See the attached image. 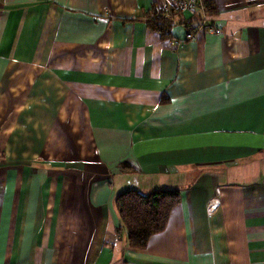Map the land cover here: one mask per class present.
<instances>
[{"label": "crops", "instance_id": "1", "mask_svg": "<svg viewBox=\"0 0 264 264\" xmlns=\"http://www.w3.org/2000/svg\"><path fill=\"white\" fill-rule=\"evenodd\" d=\"M176 1L0 0V264H264V0L153 30ZM156 190L133 249L117 197Z\"/></svg>", "mask_w": 264, "mask_h": 264}, {"label": "trees", "instance_id": "2", "mask_svg": "<svg viewBox=\"0 0 264 264\" xmlns=\"http://www.w3.org/2000/svg\"><path fill=\"white\" fill-rule=\"evenodd\" d=\"M213 2H206L204 12L212 10ZM162 9L154 10V16L149 19L150 27L165 35L173 25L172 19ZM172 16V17H173ZM181 194L178 190H156L149 194L138 191H128L117 197L116 208L120 213V220L128 234V242L133 249H144L150 239L163 232L168 225L173 210L180 205Z\"/></svg>", "mask_w": 264, "mask_h": 264}, {"label": "built area", "instance_id": "3", "mask_svg": "<svg viewBox=\"0 0 264 264\" xmlns=\"http://www.w3.org/2000/svg\"><path fill=\"white\" fill-rule=\"evenodd\" d=\"M206 2L207 0H177L175 2V5H173V9L171 8H163V11L165 14L170 15V14H184V13H195L197 10L205 11L206 8ZM204 18V17H203ZM208 30L209 32L216 33V34H221L219 30H213L212 27H207L206 26V20L205 18L199 22L198 24V29L197 31H204ZM193 34L188 35V39L193 38ZM179 41L173 42L175 45H179ZM219 193V192H218ZM212 208H210L211 210Z\"/></svg>", "mask_w": 264, "mask_h": 264}]
</instances>
